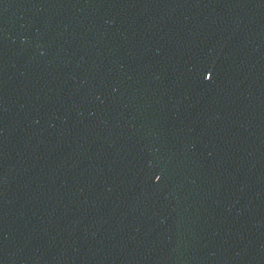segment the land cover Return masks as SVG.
I'll list each match as a JSON object with an SVG mask.
<instances>
[{"label":"water","instance_id":"water-1","mask_svg":"<svg viewBox=\"0 0 264 264\" xmlns=\"http://www.w3.org/2000/svg\"><path fill=\"white\" fill-rule=\"evenodd\" d=\"M0 264H264V0H0Z\"/></svg>","mask_w":264,"mask_h":264}]
</instances>
